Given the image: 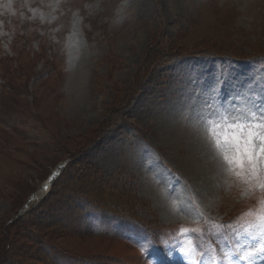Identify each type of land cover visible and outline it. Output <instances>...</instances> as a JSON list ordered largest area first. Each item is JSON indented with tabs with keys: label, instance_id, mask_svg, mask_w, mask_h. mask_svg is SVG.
I'll return each mask as SVG.
<instances>
[{
	"label": "rangeland",
	"instance_id": "obj_1",
	"mask_svg": "<svg viewBox=\"0 0 264 264\" xmlns=\"http://www.w3.org/2000/svg\"><path fill=\"white\" fill-rule=\"evenodd\" d=\"M245 103L264 105V0H0V264H52L43 242L60 264H246L264 194L197 134Z\"/></svg>",
	"mask_w": 264,
	"mask_h": 264
},
{
	"label": "snow or ice",
	"instance_id": "obj_2",
	"mask_svg": "<svg viewBox=\"0 0 264 264\" xmlns=\"http://www.w3.org/2000/svg\"><path fill=\"white\" fill-rule=\"evenodd\" d=\"M197 134L221 171L235 176L248 190L264 194V105L245 103L240 107L217 109L208 115L197 113ZM246 215L249 219L242 226L243 232L254 242L237 251L239 260L248 264L257 255L264 254V196L257 201L256 209ZM181 251L195 264L190 249ZM229 264H232L231 258Z\"/></svg>",
	"mask_w": 264,
	"mask_h": 264
},
{
	"label": "trees",
	"instance_id": "obj_3",
	"mask_svg": "<svg viewBox=\"0 0 264 264\" xmlns=\"http://www.w3.org/2000/svg\"><path fill=\"white\" fill-rule=\"evenodd\" d=\"M68 160H69V165H72L74 162H76L75 156H73V155H68ZM60 180H61V179H60ZM60 180H59L58 182L56 181L57 183L55 182V185H54L53 189H54V188L56 187V185L60 182ZM53 189H52V191H54ZM52 191L49 192L50 194H49L47 197H45L44 199H42L36 207L31 208L29 211H27V212H26L25 214H23L21 217L17 218L15 221L10 222V220L13 219V217L15 216V214H16V213L18 212V210L21 208L20 206L24 204V201H23L22 204L19 205L20 208H17L16 210H14L13 213H12V215L7 219V221H6V223H5V226H4L5 229L11 227L12 225L17 224L19 221L24 220V219H25L26 217H28L29 215H31V214H33L34 212L38 211V210L42 207V205L44 204V202H46V201L48 200V198H49L50 195L52 194ZM70 209L72 210V206H71ZM128 221H130L131 223H132V222L138 223L137 221H135L134 219H131V218H129ZM62 223H63L65 226H66V224H67L65 221H62ZM133 227H135V226H133ZM4 234H7V231H4ZM4 238H5V237H4ZM11 242H12V241L9 242L8 239H7L6 244L4 243V248H2L3 251H4L5 248H6V250H7V248H9V246L11 247V245H10ZM56 248H57V247H55V245L52 244V243H45V242H43V243L41 244V253H42L44 256H49L50 259H51L52 264H60V262H59L58 260H55V258H54V256H53V252H54V251H57L59 254H61L58 250H55ZM3 255H4V257H3L2 260L6 259V258H5L6 255H5L4 253H3ZM50 255H51V256H50ZM62 255H63V254H62ZM43 260H44V259H43ZM1 262H2V261H1ZM1 262H0V263H1ZM21 264H25V263H21Z\"/></svg>",
	"mask_w": 264,
	"mask_h": 264
},
{
	"label": "bare ground",
	"instance_id": "obj_4",
	"mask_svg": "<svg viewBox=\"0 0 264 264\" xmlns=\"http://www.w3.org/2000/svg\"><path fill=\"white\" fill-rule=\"evenodd\" d=\"M63 174H64V172H63ZM63 174H61L60 178L62 177ZM60 178L57 180V182L60 180ZM48 181H50V180L47 179L46 182H48ZM57 182H56V183H57ZM54 185H55V183L52 185V188H51V190H50L49 192L52 191ZM46 189H47V188H46ZM43 190H44V189H41V192H42V193H45V190H44V191H43ZM49 192H48V193H49ZM47 196H48V195H47ZM47 196H46V197H47ZM38 197H40V196H38ZM38 197L36 196V198H38ZM33 200H34V197H32L29 201H33ZM35 200H36V199H35Z\"/></svg>",
	"mask_w": 264,
	"mask_h": 264
}]
</instances>
